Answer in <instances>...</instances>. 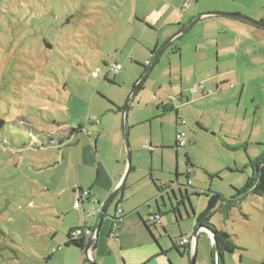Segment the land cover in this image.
Segmentation results:
<instances>
[{
  "label": "rangeland",
  "instance_id": "obj_1",
  "mask_svg": "<svg viewBox=\"0 0 264 264\" xmlns=\"http://www.w3.org/2000/svg\"><path fill=\"white\" fill-rule=\"evenodd\" d=\"M212 4L253 10L257 19L220 13L264 21V0L205 3L206 7ZM135 8V0H0V264H67L73 258L71 250H57L70 229L82 223L84 210L89 212L87 202L81 211L73 209L75 188L87 190L89 182L86 168L81 182L76 183L74 163L88 137L74 134L73 129L81 125L96 129L100 105L102 111L113 109L103 116L104 123H110L145 75L146 62L152 64L158 29L137 23ZM221 20L257 27L232 18ZM206 22H197L182 39L173 40L174 45L165 50L143 89L130 100L124 125L134 171L128 173L127 168L124 175L126 197L151 199L157 193L156 180L174 187L179 200L181 189L188 201L187 190L194 209L205 210L206 195L211 192L230 200L237 190H243L253 174L250 160L264 152V44L244 41L251 46L240 55L238 66H232L227 84L220 89L213 81L206 82L210 88L203 81L195 82L187 72L182 79V62L174 50L190 39L216 37L217 31L207 27L211 21ZM237 34L230 30L225 37L234 44ZM198 42L195 40L193 49ZM165 43L160 40L161 48ZM206 48L211 68L216 69L221 47L210 42ZM114 61L122 70L110 76L112 83L104 80L105 62ZM98 68L101 76L95 79L92 72ZM179 85L190 104L182 107L178 102L177 114L173 111L160 117L162 109H157L154 98L167 100L179 95ZM105 130L109 137L111 129L106 126ZM177 130L182 132L176 137ZM181 134L183 146L178 138ZM100 146L113 150L109 139ZM187 157L191 165H187ZM86 159V165H91L87 155ZM170 195L174 200L172 192ZM121 196L122 191L109 206V213L115 212ZM165 200L164 210L172 208L167 194ZM150 202L156 206L154 199ZM109 217L117 218L116 214ZM182 220L181 228L175 220L167 226L168 236L160 229L163 244L171 245L170 238L179 244L181 232L189 230L186 226L192 228L188 234L194 233V221L186 215ZM210 223L228 232L239 248L224 255L226 264H264L262 197L249 193L230 210L228 220L221 208ZM203 232L197 252L180 248L183 257L177 251L171 253L175 263L191 264L195 256V264H213L214 243Z\"/></svg>",
  "mask_w": 264,
  "mask_h": 264
},
{
  "label": "crops",
  "instance_id": "obj_2",
  "mask_svg": "<svg viewBox=\"0 0 264 264\" xmlns=\"http://www.w3.org/2000/svg\"><path fill=\"white\" fill-rule=\"evenodd\" d=\"M126 1L127 0H124V2ZM207 1L208 0H190V3L192 4H188V9L185 10L184 7L188 2L187 0H135V21L140 25H147L150 28L158 29V37L154 43V49L151 52L153 55L152 58L154 59L158 53H153V51L156 49H161L160 40L163 39V42H167L181 28H184L193 20H195L197 16H203L200 21L204 24L208 23L206 21H211L212 24H207V27L213 28V30L217 31L216 37H211V39L205 38L203 40L190 39L181 45V48H179L180 51H174L180 57L182 62L180 70L183 80L185 72H187L188 75H192L195 82L203 81V84H205L207 88H210L207 86L206 82L213 81L214 86L217 85V89H220V87L227 84V76L232 71V66H238L240 63V55L245 54L247 48L251 46L245 44L244 41L249 39V41L253 42L255 45L264 44V29L259 27L244 26L246 24H234V22L231 24L232 22H229L230 20H221L223 18L228 19L226 17L208 15L209 13L232 12L257 19V15L253 10L242 9L240 7H228L225 5H223L224 7H216V5L213 4L209 7H206L205 3ZM176 24L179 26L178 28L174 27ZM230 30L238 33L234 40V44H231V42H229L230 39L225 37ZM247 34L249 37H247ZM182 38L183 36L180 35L177 37V39L175 38V41H178ZM195 40L200 42H198L197 46L193 49V43H195ZM210 42H215L218 47H221L220 50H218L217 58V61H219L220 64L216 69L211 68L208 48L204 50V47ZM147 47L152 48L150 45H147ZM188 49H191V51H188ZM232 62L233 64L228 66ZM150 65V62L147 61L145 67ZM108 77L110 78V76ZM186 78L189 79L190 77L187 76ZM111 80L114 81V79ZM219 83L221 84L219 85ZM170 85L173 86L174 83L170 81ZM214 86H211V88ZM179 90V95L177 93L175 97H168L167 100L166 98L165 100H160L159 98L155 97L154 100L157 101V109H159V106L162 104L175 106L176 103L179 102L181 103L182 107L190 104L191 100L188 95H185L186 92L183 90L182 86H180ZM138 94L139 93H137V95ZM136 96H133L132 98ZM202 98H206V96H203L202 94ZM218 99H221V97ZM128 107H130V105ZM120 109L121 110L118 109L117 112H114L115 116L112 115L110 118V123L105 124L103 121V116L107 112L113 111V109L111 108L109 111V109L105 108V111H102V105H100V115H96L98 118L97 121L100 122L97 123L96 129L94 127L92 131L89 126L82 125L80 126L82 129H80V127L78 130H76L77 128L73 129L76 130L74 134H82L87 136L89 139H87L88 141L85 139L83 142L84 145L81 150V157L76 163H74V165L76 167V183L78 184L81 182V172L83 169L87 168L89 175L87 191L90 192V196L87 201L82 203L84 204L87 202L89 206V212L84 210L85 217L82 223L70 229L68 234L75 228H80L83 226L92 228L95 232H97L101 214L95 221L92 211L94 209L97 210L98 206L104 204L109 198L110 194L116 188H119V192L122 191V196L116 203L115 212L111 214L107 210L108 215L105 216V219L102 222L101 228L99 230L98 241L91 248L89 247L90 242L95 238L86 240L85 249L74 246L66 247V240L64 241L63 246L61 243L58 244L57 250L62 249L61 251H63L64 247V249L71 250L73 252V258L70 259L67 264H90V260H93V262H96L97 264H177L173 261L171 253H175V251H177L178 254H176L180 257H183L180 248H184L189 251L190 248H193L196 250L195 252H197L199 247V238L203 231V233H206L208 236H210L213 242V237L210 231L208 232L204 230L201 228V226L197 227V217L204 212V209H200L198 211L194 209L191 197L189 196V192L187 190L185 192V196L188 198V201L185 200L184 193L181 189H179L181 194V200H179L174 187L169 186L167 183H163L161 185L156 183V180H153V184L157 190V193L154 192L151 199L147 200L141 196L136 198L135 195L131 197L128 195L127 197L125 196V180L127 177H124V175L127 171V168H129L128 173L134 171V168H130V165L128 164L124 142V121L121 120V115L123 116V108ZM177 110L179 111V109ZM104 126H108L112 131L109 137L106 134ZM97 129H100V131H97ZM92 132L94 133L92 134ZM179 132L182 131L177 130L176 137ZM74 134H72V136ZM91 137L95 138V140H92ZM108 139L109 143L112 144V151L106 150L100 146V142ZM59 142L62 143V140H59ZM64 153H66V150ZM86 155L89 157L91 165H86L88 164ZM64 156H66V159H68L67 153ZM111 160L115 161L112 163ZM188 163L191 165L190 158L189 160L187 159V165H189ZM85 174L86 170L83 176ZM77 189L78 191L74 192L77 194L78 198L81 190L84 189H82V187L75 188V190ZM170 192L173 193L174 200L172 199ZM165 194H167L172 208H167L164 210V207H167ZM159 197H161L160 201L162 204H160ZM152 199L155 200L156 206L152 205L150 202ZM82 204L79 209H76L75 206L73 209L75 211H81ZM118 209H120L122 213L118 217V228L113 229L114 218L109 216H115ZM165 214L170 215L167 217ZM185 215L187 220L194 221L195 224H192L194 227V233L191 235L188 234L192 228L186 226L189 230L185 234L181 232L179 244H177L172 238H170L171 245H167L166 242L163 244L164 237L161 235L162 232L160 229H162L164 234L168 236L169 234L166 230L167 226H171L173 220H175L177 224L182 223L184 221L182 219L185 217ZM179 227L181 228V224ZM201 229L202 231L199 235V230ZM184 239H187L189 242L182 244ZM88 249H90V254L87 253ZM64 257H69V254H64ZM213 262L216 264L214 256L212 257V263Z\"/></svg>",
  "mask_w": 264,
  "mask_h": 264
},
{
  "label": "trees",
  "instance_id": "obj_3",
  "mask_svg": "<svg viewBox=\"0 0 264 264\" xmlns=\"http://www.w3.org/2000/svg\"><path fill=\"white\" fill-rule=\"evenodd\" d=\"M184 9H188V4H185ZM264 22V21H262ZM174 45V42H172L168 48L172 47ZM177 51H180L179 48H175ZM160 49H156L153 51V53H158ZM157 56V55H156ZM116 63L117 65H120L117 63V61H114L112 63H105V66L107 67L106 72L104 74V80L108 81V82H114L113 80H111L108 76L111 75H117L121 70H122V66L121 69L119 71H117L116 73L110 72L109 71V67ZM151 66V65H150ZM150 66H146V72L149 70ZM97 70L100 71V69L98 68ZM95 71L92 72V74ZM101 76V71H100V75L98 78H100ZM93 77V76H92ZM94 78V77H93ZM95 78V79H98ZM143 89V86L141 85V87L139 88V90L133 95L136 96L137 93H139L140 90ZM130 107H128L129 110ZM119 110H121L120 108H118ZM159 109H162L161 115L160 117H163L165 114L169 113V112H173L175 111L177 114V109L175 108L174 105H160ZM80 129H82V127H80ZM76 130H74L75 132ZM187 159L189 160V158L187 157ZM189 162V161H188ZM190 164V163H188ZM248 166H250L253 170V174L252 177H250L247 181V184L245 186V188L243 190H237L236 191V195L234 197H232L230 200H228L226 197H224V195H222L221 193H212L211 195H206V197H208V206L207 208L204 210L203 213H201L198 217H197V227L201 226V227H207L210 229V232L212 234L213 237V242L217 247V255L219 258V264H226L225 263V259H224V255L226 253L228 254H234L239 248L234 244L232 236L221 229H218L216 226L212 225L210 222L215 214V212L217 211V209H223L224 212V217L226 220L229 219L230 217V210L237 204L240 203L241 201H243L247 195L249 193H253L255 195H258L260 197H262L264 199V152L256 159V160H250ZM124 189V188H123ZM122 190V189H121ZM77 229V228H75ZM74 229V230H75ZM72 230L68 236H67V242H66V247H78L81 249H85L86 247V239L85 238H81L78 240H73L71 238V234L74 231ZM175 247L177 248V246L175 245ZM213 253H212V257H213ZM52 256L49 257V259H51ZM214 264V262H213Z\"/></svg>",
  "mask_w": 264,
  "mask_h": 264
},
{
  "label": "water",
  "instance_id": "obj_4",
  "mask_svg": "<svg viewBox=\"0 0 264 264\" xmlns=\"http://www.w3.org/2000/svg\"><path fill=\"white\" fill-rule=\"evenodd\" d=\"M208 15L210 16H221V17H228V18H232V19H236V20H240L246 23H250L253 25H256L259 28L264 29V22H258L255 20H252L250 18L241 16V15H237V14H222V13H209ZM203 16H198L195 20H193L190 24H188L187 26H185L184 28H182L175 36L174 38H172L171 40H169L168 42H166L164 44V46H162V48L159 50L157 56L155 57L154 61L152 62L149 70L145 73V75L141 78V80L136 84V86L134 87V89L132 90V92L129 94V97L127 99V102L125 104V107L123 108V123H125V115L126 112L128 111V106L130 103L131 98L133 97V95L139 90V88L141 87V85H143V83L146 81L147 77L150 75V73L152 72L153 68L155 67V65L159 62V59L161 58V56L163 55V53L165 52V50L167 49V47L169 46V44L178 36L184 34L185 32H187L189 29H191L197 22H199L202 19ZM123 130H124V142H125V147H126V153H127V159H128V164L130 165V168L132 167V163H131V151H130V143H129V138H128V134L126 132V126H123ZM119 192V188H116L109 196V198L106 200V202L103 205V209H102V213L100 215V219H99V224H98V229L96 232V237L95 239L91 240L89 247L91 248L97 241L99 238V230L101 228L102 222L105 219V216L108 215L107 214V210L109 208V206L111 205V203L113 202V200L115 199V197L118 195ZM203 229H205L206 231H210L209 228L207 227H201ZM213 253H214V257L216 260V264H219L218 261V257H217V247L214 244V248H213ZM90 264H97L96 262H93V260H90ZM191 264H195V256L193 257L192 263Z\"/></svg>",
  "mask_w": 264,
  "mask_h": 264
},
{
  "label": "built area",
  "instance_id": "obj_5",
  "mask_svg": "<svg viewBox=\"0 0 264 264\" xmlns=\"http://www.w3.org/2000/svg\"><path fill=\"white\" fill-rule=\"evenodd\" d=\"M149 64V63H147ZM121 69V66L120 65H117L116 63L112 64L110 67H109V71L110 72H113V73H116L117 71H119ZM100 75V71L97 70L95 71L92 76L94 78H98ZM184 137V134H181L178 136L179 139H181V143H180V146H183L185 144V142L182 140V138ZM191 183V182H190ZM89 196H90V192L87 191V190H81V193L79 194L76 202L74 203V206L76 209H79L81 207V204L84 202V201H87L89 199ZM102 205H99L98 206V209H94L92 211V215H93V218L95 219V221L98 219L100 213H101V210H102ZM121 210L118 209L117 212H116V216L117 218H114L113 220V229H116L118 228V217L121 215ZM96 237V232L92 229V228H89V227H86V226H83V227H80V228H77L75 229L72 234H71V238L73 240H78V239H81V238H85L86 240H90L91 238H95ZM189 241L187 239H184L182 244H186L188 243ZM88 253L90 254V250H88Z\"/></svg>",
  "mask_w": 264,
  "mask_h": 264
},
{
  "label": "clouds",
  "instance_id": "obj_6",
  "mask_svg": "<svg viewBox=\"0 0 264 264\" xmlns=\"http://www.w3.org/2000/svg\"><path fill=\"white\" fill-rule=\"evenodd\" d=\"M103 205H104V204H103ZM101 213H102V210H101ZM101 213H100V214H101ZM87 253H88V252H87ZM88 254H89V253H88Z\"/></svg>",
  "mask_w": 264,
  "mask_h": 264
}]
</instances>
